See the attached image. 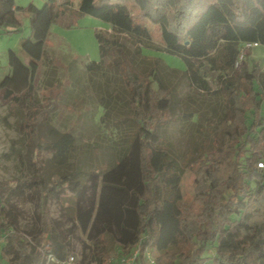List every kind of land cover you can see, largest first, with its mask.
Masks as SVG:
<instances>
[{"label":"trees","instance_id":"obj_1","mask_svg":"<svg viewBox=\"0 0 264 264\" xmlns=\"http://www.w3.org/2000/svg\"><path fill=\"white\" fill-rule=\"evenodd\" d=\"M74 1L19 8L15 0H0V27L18 28L17 12L25 11L33 31V41L23 44L28 64L9 53L12 75L0 82V98L27 104L57 18L67 12L91 16L113 31L110 39L97 34L102 60L87 65L89 81H102L100 122L123 134L131 123L136 133L128 145L122 136L117 162L102 172L77 169L46 180L39 159L32 176L1 181L0 258L5 264H48L50 257L65 261L75 257L73 242L80 233L85 253L96 264L110 260L108 240L119 247L117 259L138 250L136 264H150L148 252L157 253L154 264H264V169L258 168L264 161V72L246 67L234 77L242 47H264V0H80L76 10ZM146 21L160 27L164 51L181 57L185 71L144 55V48L153 49ZM111 45L120 56L107 68ZM206 67L218 73L215 92L203 73ZM184 80L194 92L189 97L193 110L180 121L203 134L206 119L214 142L212 148L207 142L197 158L194 199L187 207L183 169L170 157L167 142ZM125 103L129 109L113 121L122 112L117 106ZM75 143L66 133L42 150L56 149L47 160L68 165ZM28 194L36 197L38 209L24 231L15 202ZM50 201L62 206L69 229L51 217Z\"/></svg>","mask_w":264,"mask_h":264},{"label":"rangeland","instance_id":"obj_2","mask_svg":"<svg viewBox=\"0 0 264 264\" xmlns=\"http://www.w3.org/2000/svg\"><path fill=\"white\" fill-rule=\"evenodd\" d=\"M47 1L15 0V3L19 8H26L30 4L41 8ZM79 2L80 0L74 1L75 10ZM17 18L20 22L18 28L0 27V82L12 75L10 51H13L23 63L30 62L29 57L23 51V44L33 41L31 15L25 11H18ZM145 24L150 28L153 37V49L144 48V55L160 58L170 68L185 71L186 64L181 57L164 51L160 27L148 21ZM97 34L110 39L113 35L112 26L91 16H78L70 12L61 13L46 40L44 57L39 62L34 83V92L30 97H25L28 103H17L12 99L0 98V182L32 176L35 162L39 159L44 161L45 166L42 168V173L46 180H53L60 173H71L77 169L84 173L93 170L102 172L117 162L122 136L125 135L126 145L132 141L136 133L134 124L132 126L130 123L127 134H123L122 129L107 127L100 122V117L104 114V107L99 102L103 95L102 81L90 82L87 72L88 64L99 63L102 60ZM116 38L125 41V38L121 36H116ZM115 55L120 56L119 52L114 49V45H111L104 60L107 68L113 67ZM241 55L235 66L234 77L236 79L243 74L246 67L251 70L253 66H258L260 71L264 72V57L261 59L263 63L261 66L260 63L253 64V49H245L242 58ZM203 73L209 82L211 92L217 91L219 89L218 73L208 67L203 70ZM181 84V94L172 112L175 121L168 123L167 142L170 157L177 166L183 169L182 191L184 205L187 207L194 199L193 186L197 158L207 142H209L208 148H212L214 142L211 138L212 128L208 126L206 119L202 121L203 134L197 132L195 126L191 127V124L188 123L185 127L181 123L182 114L193 110L189 97L194 94L186 80ZM118 85H121L120 89H124L122 82ZM117 87L115 86V89L118 90ZM255 87L258 88L257 85ZM108 91H113L112 87ZM114 91V93L117 92ZM127 95L124 92V96ZM125 105L124 108L117 106L122 112H117L112 117L113 121H118L116 119L120 117V114L129 109V104L125 103ZM261 116L264 118V101ZM104 121L107 122L106 119ZM66 133L76 139L75 146L69 149L71 162L66 165L56 160H47L51 157V153L56 152V149L49 148L44 151L42 147L55 143ZM37 155H40L39 158ZM65 201L64 204L67 207L72 203L68 195ZM15 204L19 218L18 225L21 230L26 231L32 227L37 214L36 197L28 194L17 200ZM48 210L59 225L65 229L71 227L59 203L50 201ZM84 242L85 238L80 233H76L73 242L75 253L73 264H96L89 254L85 253ZM107 245L111 251L110 260L117 262L115 255L119 247L109 240ZM153 254L157 256V253L153 252ZM86 255L88 258L86 263H83ZM0 264H5L1 258ZM48 264L57 263L49 261Z\"/></svg>","mask_w":264,"mask_h":264},{"label":"built area","instance_id":"obj_3","mask_svg":"<svg viewBox=\"0 0 264 264\" xmlns=\"http://www.w3.org/2000/svg\"><path fill=\"white\" fill-rule=\"evenodd\" d=\"M256 46L257 45L253 44V43L245 44L242 47L241 52H240V54H242L241 58L243 57V52H244L245 49H253ZM258 168L264 169V161H259ZM2 244H3V239H0V249H1ZM138 256H139V251L138 250H134L129 256L122 257L121 259H118L117 262H114L111 259L105 264H136ZM146 259H147V261L150 264H154L155 263V255L152 252H148L146 254ZM49 261H53L54 263H57V264H73L75 262V257L72 256V257L68 258L65 261H58V260H56V258L50 257Z\"/></svg>","mask_w":264,"mask_h":264},{"label":"crops","instance_id":"obj_4","mask_svg":"<svg viewBox=\"0 0 264 264\" xmlns=\"http://www.w3.org/2000/svg\"><path fill=\"white\" fill-rule=\"evenodd\" d=\"M36 7L39 8L38 6ZM262 57H264V47L257 45L256 47L253 48V55H252V58L254 59L253 64L255 65L257 63H260V65L263 66V63H261Z\"/></svg>","mask_w":264,"mask_h":264}]
</instances>
